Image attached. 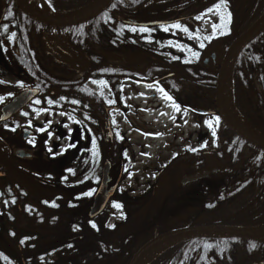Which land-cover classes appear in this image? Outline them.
<instances>
[{"label": "flooded vegetation", "instance_id": "af4514ba", "mask_svg": "<svg viewBox=\"0 0 264 264\" xmlns=\"http://www.w3.org/2000/svg\"><path fill=\"white\" fill-rule=\"evenodd\" d=\"M10 5L17 11L10 14L11 16L30 19V21L21 22L30 30L37 21L22 12L14 0H11ZM142 14L144 17L140 18L139 15L122 14L118 20L130 27L151 28L150 33L153 36L162 35V40H159L161 43L150 46L151 51L147 55L152 61L150 66L148 64L149 67L143 69H131L123 66L121 59L117 56H112V61L101 63L102 71H105L106 67L115 69L114 76L109 78L100 76L96 79L90 75L89 36L86 38V53L83 54L76 48L61 43L58 40L57 31L48 36L47 31L43 30L45 44L42 45H11L5 32L0 35V79H3L0 80V100L5 101L0 109L26 91L39 92L32 101L6 122L8 143H10L12 132L16 129L20 132V140L17 141L12 156L7 158L4 166L6 203L0 209L3 208L6 212L8 226L5 231V240L7 242L23 240L21 233L14 232L12 222H15L19 216L25 217L29 212L37 214L47 210L58 212L66 209L74 214L77 209L86 213V217L89 218L93 199L101 185L107 161L111 164L109 187H113L121 177L118 189L123 188V159L126 158L128 164L131 151L134 157L132 160L135 162L141 155H147L148 151L135 152L134 148L144 149L145 146L140 142L130 145L127 140H123L122 125H130L131 131L141 134V138L149 139L152 146L157 143L158 137L166 140L157 155L152 152L153 161L147 166H141L140 174L147 175V180H136V191L132 193L135 195L154 194L161 186L160 183L165 180L164 172L168 170L180 176L178 181L180 186L183 178L203 173L186 175L184 168L185 165H190L188 159L199 160L197 152L203 145L210 148L217 145L222 148L221 140L218 139L215 143L214 135L213 140L209 142L206 140L204 144L203 131L204 127L210 126L206 130L215 134L216 119L221 120L218 113L217 87L228 52V50L225 51V45L229 44L235 34L242 32L248 16L240 15L237 18L222 6L214 5L207 8L196 1L185 3L178 8L166 7L162 11L153 5ZM4 16L5 9L2 10L0 20H3ZM131 19L146 23L160 21H172V23L165 26L146 27L131 25L129 23ZM4 24L7 27L10 22L6 20ZM160 27L162 29H158ZM143 31L141 29L139 32ZM128 32L138 33V30L129 29ZM116 33L120 37L122 30L119 28ZM208 49L210 52L222 49L224 55L220 56L218 52H213L206 61H203L204 53ZM14 57L17 59L12 60ZM43 59L45 62L42 61ZM43 67L47 70V77L42 74ZM128 73L134 76H128ZM59 74H67L60 78L68 82L67 84L59 82ZM144 91H151V93L144 96ZM81 93L85 96L87 122L84 128L86 150L84 181L80 183L75 180L72 157L75 130L72 101L78 99ZM133 94L144 97L148 101L146 103L148 111L154 113L170 111L172 122L165 125L159 122L155 125L156 122L152 121L146 124L151 129L148 133L145 132L146 129L140 131L141 121H133L129 118L141 113L146 115L147 109L143 107L144 102L135 101L132 98ZM48 100L53 101L51 107L46 106ZM59 100H65V103L60 104ZM44 114L54 116V122L50 124L47 120L45 124H42L40 118ZM94 118H98V122ZM205 121H208L210 125H205ZM70 126L72 129L68 132L66 129ZM24 129L33 130L35 133L28 139H24L22 133ZM159 129L160 131H157ZM35 134L39 138L34 143L38 147V154L31 153L32 156L29 158H18L16 156L18 150L27 151L29 147H32L33 144L30 141ZM63 142L68 144L67 151L60 150ZM107 147L110 148V155L107 153ZM155 147L152 148L155 149ZM187 151L190 158H187ZM106 154L109 156L112 154L113 160L106 159ZM163 155H167V158ZM170 164H172L171 169ZM97 175L100 178L92 181V178ZM78 190L81 193L78 194L76 192ZM81 194L83 199L75 201ZM33 196H37L38 199H32ZM117 210L118 213L109 220L111 225L120 224L123 220L118 205ZM104 222L105 217L100 223ZM13 256L10 253H4V264H12ZM20 256L22 263L25 264L23 256Z\"/></svg>", "mask_w": 264, "mask_h": 264}, {"label": "trees", "instance_id": "16d2710c", "mask_svg": "<svg viewBox=\"0 0 264 264\" xmlns=\"http://www.w3.org/2000/svg\"><path fill=\"white\" fill-rule=\"evenodd\" d=\"M45 1L54 12L69 14L81 11L98 0ZM191 1L200 2L207 8L222 6L237 18L240 15L248 16L242 32L231 38L229 44L225 45V51L264 15V0H116L107 11L86 24L52 29L35 22L30 27L32 30H28L27 25L21 22L30 19L11 16L10 14L17 12L10 5L11 0H0V15L5 9L0 35L5 32L11 45H42L45 44L43 30L47 31L48 36L57 31L61 43L76 48L83 54L86 53V38L89 36L90 75L96 79L100 76L109 78L114 76L115 69L106 67L102 71V62L108 63L113 60L112 56H117L125 67H149L152 62L147 57L151 51L150 46L161 43L159 40L163 38L160 34L153 36L151 28L130 27L120 23L118 19L122 14L138 16L153 5L162 11L166 7L178 8ZM6 20L10 22L7 27L4 24ZM119 28L122 30L120 37L116 33ZM129 29L138 30V33L128 32ZM141 29L144 31L139 32ZM42 61L45 62V59ZM42 74L48 76L44 67ZM62 76L67 74H59V82L67 84L68 82L60 79ZM128 76L134 75L128 73ZM233 98L238 113L264 138V33L235 61ZM64 101L59 100V103L63 104ZM72 102L75 118L72 157L75 180L81 183L84 181L86 157L84 128L87 108L84 94L81 93ZM52 103V100H48L46 106L51 107ZM68 103L69 101L66 105ZM3 104L5 101L0 100V106ZM94 119L98 122V118ZM216 120L215 143L218 139L221 140L222 148L203 145L197 152L199 160L188 159L190 165L184 167L186 175L220 170L215 176L182 188L178 185L180 176L168 170L164 172L165 180L154 194L135 195L120 188L103 213L93 220L77 209L74 214L66 209L58 212L47 210L37 214L29 212L25 217L19 216L12 222L14 232L23 235L21 242L10 243L5 240L8 222L6 212L1 208L0 264L5 263L4 253L14 255L11 258L12 264H23L20 255L25 264H130L144 245L166 233L202 226L238 229L264 227V151L239 137L219 118ZM18 140L20 132L16 129L11 133L8 143L6 123H0V207L6 203L5 162L12 156ZM38 140L37 134L31 138L33 145L27 149L28 153L38 154V147L34 144ZM106 150L109 154L110 148L107 147ZM186 154L190 158L188 151ZM109 155L106 154V159L113 160L112 154ZM126 165L127 159L124 158L123 181L127 177ZM169 168H172V164ZM99 178L97 175L92 181ZM76 192L81 193L80 190ZM32 199L37 200L38 197L33 196ZM82 199L83 194L75 201ZM117 205L121 209L119 213L123 220L120 224L111 225L109 220L118 213ZM104 217L105 222L102 224L100 221ZM150 264H264V244L233 238H192L169 248Z\"/></svg>", "mask_w": 264, "mask_h": 264}, {"label": "water", "instance_id": "95a60500", "mask_svg": "<svg viewBox=\"0 0 264 264\" xmlns=\"http://www.w3.org/2000/svg\"><path fill=\"white\" fill-rule=\"evenodd\" d=\"M101 2V4L91 13L74 19H67V20H59V19H52L47 18L44 16H41L35 12H32L28 8L24 6L21 0H14L17 7L24 12L27 16L33 18L37 22L51 27L55 29H66L71 27L80 26L82 24H85L92 19L98 17L105 11H107L112 4L116 0H99L98 2ZM264 17V16H263ZM262 17V18H263ZM261 18V19H262ZM261 19L251 28L248 32L243 34L228 50L226 54V59L222 67V71L220 74L218 87H217V103H218V113L223 121V123L234 133H236L239 137L244 139L245 141L249 142L250 144L256 146L257 148L264 151V142L261 140H258L251 136L250 134L246 133L245 131L241 130L240 128L236 127L226 116L224 106H223V90H224V83L226 80V74L228 69L230 68L232 61H236L237 57L259 36H261L264 33V23L260 26H257L258 23L261 21ZM0 20V24H1ZM131 25H140V26H146V27H153V26H165L172 23V21H160L156 23H146L144 21H140L137 19H131L129 22ZM213 52H218V54L221 56L224 55V52L222 49L211 51L208 49L202 58L203 61H206L208 56ZM235 63V62H234ZM38 91H26L19 96H17L10 104L2 107L0 111V123L7 122L13 115L18 113L23 107H25L30 101H32L38 94ZM23 138L28 139L34 132L29 129H24L22 131ZM109 136V135H108ZM223 142H220V147H222ZM16 156L18 158H29L31 157L30 154H27L24 150H18L16 153ZM110 171H111V164L109 161L106 162L104 170H103V178L101 185L93 199V204L89 212V218L94 219L97 216H99L107 207L110 200L114 197L117 188L119 187L121 177L118 179L116 184L113 187H109V183L111 182L110 178ZM218 172V170H211L207 172L200 173L195 176H189L185 177L181 180L180 186L185 187L188 184L198 182L200 180H204L207 178L212 177ZM208 232H219L224 234V236L216 237V236H204L200 235L202 233H208ZM198 237H211V238H233V239H242V240H248L253 242H258L264 244V238L260 236H256L254 234H251L246 229H238L234 227H226V226H202V227H195V228H188L183 229L179 231H174L170 233H166L163 235H160L156 237L155 239L148 242L146 245H144L133 257L130 264H140L142 258L144 255L155 245L176 239V238H184L182 241H186L192 238H198ZM178 242L177 244H179ZM175 244V245H177ZM174 245V246H175ZM173 247V246H172ZM151 263V262H150ZM149 263V264H150Z\"/></svg>", "mask_w": 264, "mask_h": 264}, {"label": "bare ground", "instance_id": "6f19581e", "mask_svg": "<svg viewBox=\"0 0 264 264\" xmlns=\"http://www.w3.org/2000/svg\"><path fill=\"white\" fill-rule=\"evenodd\" d=\"M22 3L26 8L31 10L32 12H35L41 16L52 18V19H59V20H67V19H74L79 18L82 16H85L91 12H93L102 1L97 2L95 4H92L88 8H85L81 11L69 13V14H61L54 12L49 5L46 3L45 0H21ZM264 23V17L261 19V21L258 23L257 26H260ZM234 62L232 61V64L230 68L227 71L226 74V80L224 83V90H223V106L226 113V116L228 119L238 128L245 131L246 133L250 134L254 138L261 140L264 142V138L260 136L258 133H256L249 124L244 120V118L238 113L237 109L234 105V98H233V70H234ZM251 234H254L256 236H260L264 238V227L261 228H255V229H249L248 230ZM200 235L204 236H224V234L219 232H208V233H202ZM184 238H176L172 239L160 244H157L153 246L142 258L140 264H149L153 260H155L159 255H161L164 251L169 249L170 247L174 246L178 242L182 241Z\"/></svg>", "mask_w": 264, "mask_h": 264}, {"label": "rangeland", "instance_id": "374dc122", "mask_svg": "<svg viewBox=\"0 0 264 264\" xmlns=\"http://www.w3.org/2000/svg\"><path fill=\"white\" fill-rule=\"evenodd\" d=\"M147 11V10H146ZM144 11V12H146ZM139 18L140 17H144V14H140L138 16ZM151 91H144L143 95L146 96L148 94H150ZM132 98L140 102H144L143 104V107H146L145 109H147L146 111V115H142L143 113H141L140 115H137V116H133L129 119L133 120V121H136V120H139L141 121V124L139 126L140 128V131H144L145 129V132L148 133L151 129H149L146 124H148L149 122H156L154 123L155 125L158 124L159 122H161L163 125L165 124H170L172 121V115L170 113V111H165V112H161V113H158V112H152V111H148V108H147V100H145L144 97H140V96H136L135 94L132 95ZM54 116L52 115H46L44 114L43 116H41L40 118V122L42 124H45V122H50V124H52L54 122ZM158 122H157V121ZM136 123V122H135ZM205 125L209 124L208 121H205ZM48 124V125H50ZM128 124V123H127ZM213 124V123H212ZM71 125V124H70ZM210 125V124H209ZM151 128V127H150ZM209 127H204V131H203V134H204V144H205V141L208 140V142L210 140H213V133L209 132V130H206V129H209ZM72 129V126H70L69 128H67L66 130H68V132H70V130ZM122 133H123V140H127L128 143L131 145L133 144L134 142H140L143 146H145L144 149H139V148H134V151L135 152H139L141 150V152H144V151H148V154L147 155H141V157H139L138 160H136L135 162L132 160L133 157V153L130 151V154H129V163L126 165V174H127V177H126V180L124 181L123 183V188L130 192V193H133L135 192L136 190V180H140V181H146L147 180V175H141L140 174V168L141 166H147V164L151 163L154 159V156L152 154V152H155L156 155L158 154V150L160 149V147H163L164 146V143H165V138L163 137H158V141L156 144H154L153 146H156L155 149L152 148V144L150 143V140L149 139H144L143 137L141 138V134H137L136 132L134 131H131V127L130 125H122ZM157 131H160L157 130ZM209 133V134H207ZM163 134V132H162ZM205 134H207V136H205ZM167 139V138H166ZM55 141V140H53ZM59 142V141H58ZM70 148V146H69ZM62 151H67L68 150V144L67 142H63V145L61 146V149ZM157 157V156H156ZM164 158H167V155H163ZM140 162V163H138Z\"/></svg>", "mask_w": 264, "mask_h": 264}, {"label": "snow or ice", "instance_id": "6c2138e0", "mask_svg": "<svg viewBox=\"0 0 264 264\" xmlns=\"http://www.w3.org/2000/svg\"><path fill=\"white\" fill-rule=\"evenodd\" d=\"M37 103H39V102H37Z\"/></svg>", "mask_w": 264, "mask_h": 264}]
</instances>
